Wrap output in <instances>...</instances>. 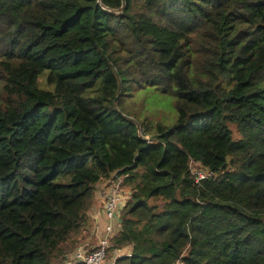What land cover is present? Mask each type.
Masks as SVG:
<instances>
[{
    "label": "trees",
    "instance_id": "trees-1",
    "mask_svg": "<svg viewBox=\"0 0 264 264\" xmlns=\"http://www.w3.org/2000/svg\"><path fill=\"white\" fill-rule=\"evenodd\" d=\"M117 178L114 264H264V0H0V264H84Z\"/></svg>",
    "mask_w": 264,
    "mask_h": 264
},
{
    "label": "built area",
    "instance_id": "built-area-1",
    "mask_svg": "<svg viewBox=\"0 0 264 264\" xmlns=\"http://www.w3.org/2000/svg\"><path fill=\"white\" fill-rule=\"evenodd\" d=\"M195 174L199 179L204 178V174H198L201 167L196 164ZM115 180V179H114ZM102 210L105 216V226L103 231L97 237V243L90 248L80 259L84 264H106L107 249L110 246V239L116 234L120 226L121 210L125 203L130 199V191L123 185V179L117 178L115 182L112 179L104 185L101 192ZM78 249V248H77ZM180 264V263H179Z\"/></svg>",
    "mask_w": 264,
    "mask_h": 264
},
{
    "label": "rangeland",
    "instance_id": "rangeland-1",
    "mask_svg": "<svg viewBox=\"0 0 264 264\" xmlns=\"http://www.w3.org/2000/svg\"><path fill=\"white\" fill-rule=\"evenodd\" d=\"M134 98H135L134 102H136L138 104V105H136V108L138 109V106H140L141 114L142 115H148L149 117H151L150 119L152 120V122L154 124L158 121L165 123V124H172L174 122L175 112L170 107L171 103H169V101L167 99L168 97L165 98L162 95H160L158 93V91H156L152 88H148L143 93H138V95H135ZM151 100H156V102H152ZM152 131H153V129H151V132ZM146 136H149V134H147ZM192 170L194 172H196L195 171L196 169L192 168ZM198 174H204V171L202 169H200L197 171V175ZM107 182L108 181H105L103 183V185H101V187H99L98 190L96 191V198L99 199V203H102L100 192ZM113 182H115V180H113ZM100 208H102L101 204H100ZM87 221H88V218L84 223H87ZM78 247H79V245L77 244L75 254L79 253L78 256H81V258L90 249L89 246H85V247H82L80 249ZM75 254H73V255L70 254L69 256H67L68 260L72 261L74 259V257L76 256ZM111 257H113V256H110V258ZM81 258H79V259H81ZM108 259L109 258H107V260ZM61 264H65V263L62 262Z\"/></svg>",
    "mask_w": 264,
    "mask_h": 264
},
{
    "label": "crops",
    "instance_id": "crops-1",
    "mask_svg": "<svg viewBox=\"0 0 264 264\" xmlns=\"http://www.w3.org/2000/svg\"><path fill=\"white\" fill-rule=\"evenodd\" d=\"M104 182L97 185L95 189V199L92 203L91 208L89 209L86 215L85 221L87 220V218H88V221L87 223H84L85 229L83 231H80L78 234V238H79L78 248L79 249L85 246H89V248L94 247L97 243L98 235L104 229V226L106 223L105 216H104L102 208H100L101 203H99V199L96 198V191L98 190L99 187H101V185H103ZM130 253H131V247H125L120 250H116L113 253V257L106 260V264H114V260L116 257L129 256ZM75 255L76 256L74 258H77V259L81 258V256H78L79 253Z\"/></svg>",
    "mask_w": 264,
    "mask_h": 264
}]
</instances>
